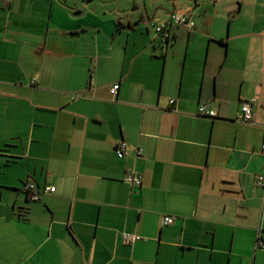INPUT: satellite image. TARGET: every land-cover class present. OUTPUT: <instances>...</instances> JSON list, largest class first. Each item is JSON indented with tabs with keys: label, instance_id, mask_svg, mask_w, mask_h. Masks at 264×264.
I'll return each mask as SVG.
<instances>
[{
	"label": "crops",
	"instance_id": "crops-1",
	"mask_svg": "<svg viewBox=\"0 0 264 264\" xmlns=\"http://www.w3.org/2000/svg\"><path fill=\"white\" fill-rule=\"evenodd\" d=\"M196 4L0 0V264H264V0Z\"/></svg>",
	"mask_w": 264,
	"mask_h": 264
},
{
	"label": "built area",
	"instance_id": "built-area-1",
	"mask_svg": "<svg viewBox=\"0 0 264 264\" xmlns=\"http://www.w3.org/2000/svg\"><path fill=\"white\" fill-rule=\"evenodd\" d=\"M176 27H182L185 29H192L193 28V23L191 22V20L189 19V17L187 15H183L181 13H173L169 16V18L155 26V30L158 34H160L162 37L166 38L167 34L169 32L170 29L176 28ZM118 85H113L109 91L110 95L112 97H114L117 94V90H118ZM252 100L247 101V102H243L241 103L240 109L236 115V120L242 122V123H250L253 117V113H252ZM170 105H174L175 100H170L169 101ZM198 113L201 116H213V114L210 112L209 109H207L206 106H201L198 109ZM116 149H117V157L119 159L125 157L126 155V145L124 143H117L115 145ZM261 154L262 156H264V143L261 147ZM137 154H140V152L138 151ZM124 181L131 185L132 187H140L142 184V178L140 175H138L137 173H129L127 174V176L124 178ZM256 183L258 185H260L261 187L264 188V176H259L256 180ZM55 189L53 187L50 188H44L43 191H40L39 189H37L36 185L34 183H26L23 187V192L25 193L27 199L29 201H38L40 198L41 193H54ZM174 220L173 217H165L163 220V224L164 225H169L170 223H172ZM139 237L134 238V240H139ZM259 246L262 247V243L258 242Z\"/></svg>",
	"mask_w": 264,
	"mask_h": 264
},
{
	"label": "rangeland",
	"instance_id": "rangeland-1",
	"mask_svg": "<svg viewBox=\"0 0 264 264\" xmlns=\"http://www.w3.org/2000/svg\"><path fill=\"white\" fill-rule=\"evenodd\" d=\"M74 1H77L78 3H80V5H82V3H83L82 2L83 0H67V2L69 4H72ZM95 1H97L101 4H104L105 7H109V6H111V4L116 3V6L119 7L117 10H119L121 8H125L124 10L127 12H130V13H131L132 7L133 8L135 7V9L139 8L140 13H144L146 10V12H150V15H151V12H153L155 10V8L159 5H162L164 8H167L169 10H171V8H172V6L170 5V2H169L171 0H108V1L107 0H103V1L102 0H94L92 2H95ZM207 1L210 4H212L213 2H218V3L222 4L226 1H232V0H207ZM189 4L194 6L196 4V0H174V5L177 6L178 9L182 8L181 10H185V8H187ZM81 10H84V9H81ZM158 15H159V13L157 14V16ZM136 16L140 17V14H136ZM157 16H155L153 18V21L157 20V18H158ZM149 29H150V31H149L150 33H148V35L149 34L150 35L155 34L154 29L151 26H149ZM146 34H147V32H146Z\"/></svg>",
	"mask_w": 264,
	"mask_h": 264
},
{
	"label": "water",
	"instance_id": "water-1",
	"mask_svg": "<svg viewBox=\"0 0 264 264\" xmlns=\"http://www.w3.org/2000/svg\"><path fill=\"white\" fill-rule=\"evenodd\" d=\"M92 1H94V0H83L82 2V5L84 6V7H87ZM170 2V5L172 6V8H171V10H169V9H167V8H164L162 5H159V6H157L156 8H155V10H154V12H152L151 13V15L150 16H145V18H146V24L150 21V20H152L153 19V17H154V15H156V14H166V15H171L175 10H176V6L174 5V0H171V1H169ZM136 11V12H135ZM131 13H139L140 15H141V13H140V11H139V8H136V9H131ZM144 13H146V10H145V12ZM142 20V16H140V19H139V22Z\"/></svg>",
	"mask_w": 264,
	"mask_h": 264
},
{
	"label": "trees",
	"instance_id": "trees-1",
	"mask_svg": "<svg viewBox=\"0 0 264 264\" xmlns=\"http://www.w3.org/2000/svg\"><path fill=\"white\" fill-rule=\"evenodd\" d=\"M131 9H135V7L133 8H131ZM173 13H176L175 11L173 12ZM172 13V14H173ZM131 14H139V13H131ZM141 16V15H140ZM145 16H147V14L145 13ZM170 16V15H169ZM139 19H140V17H139ZM153 20V19H152ZM152 20H150L146 25H145V27H146V29H147V27H149L150 25H151V27L154 29V33L158 36V37H160L162 40H164V41H167L168 39H169V35H170V31L172 30V29H170L169 30V32H168V34H167V37L166 38H164V37H162L160 34H158L157 32H156V30H155V26H157V25H155V24H151L150 22L152 21ZM138 22H139V20H138ZM141 22V21H140ZM139 22V23H140ZM165 22V21H164ZM142 24H143V22H141ZM163 23V22H162ZM161 24V23H160ZM159 25V24H158ZM174 29V28H173ZM172 100V99H171ZM173 100H175V99H173ZM175 104V103H174ZM171 106H173V105H171ZM204 106V105H203ZM241 106V105H240ZM199 107H201V106H199ZM239 109H240V107H239ZM239 109H238V111H239ZM238 111H237V113H238ZM211 112V111H210ZM237 113H236V115H237ZM213 114V113H212ZM203 117H206V118H213L214 117V115L213 116H210V117H208V116H203ZM242 123V122H241ZM122 143V142H121ZM264 143V142H263ZM263 143H262V145H263ZM262 145H261V147H262ZM262 150V149H261ZM117 151V150H116ZM117 154V153H116ZM260 154H261V151H260ZM262 155V154H261ZM264 157V156H263ZM138 175H140L141 176V174H139L138 173ZM257 184V183H256ZM258 185V184H257ZM258 186H260V185H258ZM261 187V186H260Z\"/></svg>",
	"mask_w": 264,
	"mask_h": 264
},
{
	"label": "flooded vegetation",
	"instance_id": "flooded-vegetation-1",
	"mask_svg": "<svg viewBox=\"0 0 264 264\" xmlns=\"http://www.w3.org/2000/svg\"><path fill=\"white\" fill-rule=\"evenodd\" d=\"M153 12H154V11H153ZM156 15H157V14H156ZM156 15H154V17H155ZM154 17H153V18H154Z\"/></svg>",
	"mask_w": 264,
	"mask_h": 264
}]
</instances>
